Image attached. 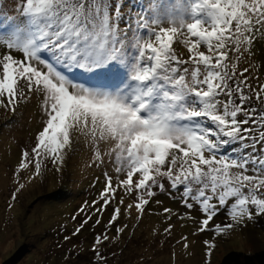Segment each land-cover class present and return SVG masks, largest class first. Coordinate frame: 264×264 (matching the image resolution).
Masks as SVG:
<instances>
[{
    "label": "snow or ice",
    "instance_id": "1",
    "mask_svg": "<svg viewBox=\"0 0 264 264\" xmlns=\"http://www.w3.org/2000/svg\"><path fill=\"white\" fill-rule=\"evenodd\" d=\"M178 35L187 59L173 49ZM257 40L264 0H0V105L40 100L35 175L45 161L59 171L83 137L89 166L107 162L117 176L114 186L105 172L101 208L118 188L140 213L167 192L188 218L200 213L194 235L224 233L264 217V84L237 71ZM221 213L232 223L213 226Z\"/></svg>",
    "mask_w": 264,
    "mask_h": 264
},
{
    "label": "rangeland",
    "instance_id": "2",
    "mask_svg": "<svg viewBox=\"0 0 264 264\" xmlns=\"http://www.w3.org/2000/svg\"><path fill=\"white\" fill-rule=\"evenodd\" d=\"M14 2L5 0L6 5ZM182 41L178 35L172 46L179 58L187 59L189 53ZM252 52L239 61L237 71L248 68L245 75L253 87L259 88L264 84V40H257ZM20 86L27 91L23 81ZM45 119L35 96L20 103L14 112L0 105V264H220L232 251L248 255L264 251V217L224 233L194 235L201 215L193 210L190 215L195 219L188 218L179 195L172 199L167 192L159 193L140 213L135 200L118 188L115 201L101 208L105 172L113 177L114 186L117 176L107 162L89 166L92 157L83 147V137L79 150L65 159L59 171L45 161L41 174L35 175L31 149ZM25 149L30 153L25 161L28 167L19 169ZM20 184L24 187L17 191ZM130 203L133 208L128 210ZM117 206L118 220L109 226ZM165 208L171 213L166 214ZM211 223L232 221L221 213ZM169 225L171 231L166 232ZM120 227L124 231L118 234ZM98 236L100 242L94 243ZM204 241L214 244L210 256Z\"/></svg>",
    "mask_w": 264,
    "mask_h": 264
},
{
    "label": "trees",
    "instance_id": "3",
    "mask_svg": "<svg viewBox=\"0 0 264 264\" xmlns=\"http://www.w3.org/2000/svg\"><path fill=\"white\" fill-rule=\"evenodd\" d=\"M220 264H264V251L253 255L232 251L223 257Z\"/></svg>",
    "mask_w": 264,
    "mask_h": 264
}]
</instances>
